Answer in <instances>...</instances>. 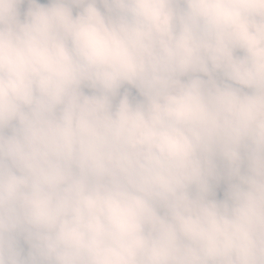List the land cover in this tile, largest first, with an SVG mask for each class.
<instances>
[{"label":"clouds","instance_id":"9594fccd","mask_svg":"<svg viewBox=\"0 0 264 264\" xmlns=\"http://www.w3.org/2000/svg\"><path fill=\"white\" fill-rule=\"evenodd\" d=\"M0 264H264V0H0Z\"/></svg>","mask_w":264,"mask_h":264},{"label":"trees","instance_id":"16d2710c","mask_svg":"<svg viewBox=\"0 0 264 264\" xmlns=\"http://www.w3.org/2000/svg\"><path fill=\"white\" fill-rule=\"evenodd\" d=\"M41 2H44V0H41Z\"/></svg>","mask_w":264,"mask_h":264}]
</instances>
